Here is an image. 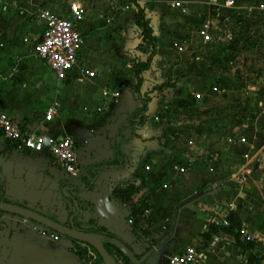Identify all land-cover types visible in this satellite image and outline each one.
I'll use <instances>...</instances> for the list:
<instances>
[{"label": "crops", "instance_id": "0c3cea01", "mask_svg": "<svg viewBox=\"0 0 264 264\" xmlns=\"http://www.w3.org/2000/svg\"><path fill=\"white\" fill-rule=\"evenodd\" d=\"M126 1L62 0L59 4L57 0H0V112L27 132L73 137L79 143L77 156L84 168L111 162L119 151L124 160L121 167L109 165L98 173L94 189L71 193L79 207L75 221H88L90 215L82 211V205L87 204L96 214L98 228L127 245L138 259L147 255L142 264H166L170 257L195 245L203 253L202 264H247L251 255L264 256V73L254 80H243L242 90L237 88V80L214 76L216 72L211 69L216 70L217 64L213 65L210 58L221 59L225 45L202 47L196 34L203 21L210 22L214 33L216 24L225 17L235 21L240 14L243 19V8L238 13V7L224 6L225 0H207V6L206 0H187L188 14L182 16L169 8L170 0L131 2L125 10ZM71 2L84 10L75 23L82 37L79 63L64 79L57 80L34 51L43 27L39 15L46 10L70 19ZM135 4L144 9L157 40L156 54L145 72L157 69L160 73L165 65L154 67L161 57L153 15L161 4L182 18L190 31L181 52L188 53L199 68L208 69L198 78H179L168 89L169 98L185 107L179 109V115L187 121L177 123L185 125L177 130L168 128L170 114L163 111L168 107L162 106L159 96L167 86L153 80L157 86L152 84L149 91L140 92L152 99L145 125L126 127L140 102L134 92V75V80H124L129 66L117 57L130 47L139 50ZM207 7L214 11L203 12ZM126 21L137 31L135 42H129ZM144 77L142 74V85L147 84ZM210 85L218 86V96L212 97ZM189 96L194 99L191 105ZM53 104L56 113L46 119ZM145 166L150 171H145ZM0 178L2 200L68 225L67 207H72L66 192L75 181L52 160L19 151L4 141L1 133ZM133 179L141 182L136 190L129 189ZM212 184L216 186L213 191L209 187ZM116 189L132 190L130 200L124 202L115 194ZM144 197L150 205L149 220L146 224L136 220L131 226L128 221L137 217L135 212ZM229 212L241 220L242 230L254 243L253 250L236 246L223 232L213 236L219 239L216 243L206 236L208 225L216 224L214 213L226 217ZM6 221L11 223V233L5 240ZM40 227L0 212V264H86L88 253L95 254L97 264H104L90 246L66 237L53 242L38 234ZM76 249L85 255L80 256ZM110 251L122 262L112 248Z\"/></svg>", "mask_w": 264, "mask_h": 264}, {"label": "built area", "instance_id": "2783aa9c", "mask_svg": "<svg viewBox=\"0 0 264 264\" xmlns=\"http://www.w3.org/2000/svg\"><path fill=\"white\" fill-rule=\"evenodd\" d=\"M145 0H127L124 2L123 9L129 8L131 2H142ZM234 0H225L224 6L231 8ZM170 9L177 10L182 16L188 14L187 0H170L168 4ZM250 11H256L264 16V0H257V4ZM68 14L70 19L52 14L46 10L40 12V19L43 22L40 42L35 46L34 51L36 56L42 60L49 70L54 74L57 80H62L66 75L75 68L79 63V51L82 45L81 34L75 27V23L79 21L84 14L83 8L77 2H71L69 5ZM264 21H261V24ZM211 25L208 21L197 28L196 34L202 47L218 45L224 48H231L233 41L232 30L237 28L234 21H230L228 17L219 20L216 24V30L210 29ZM235 27V28H234ZM211 30V31H210ZM221 44V45H220ZM221 49V48H220ZM89 76L93 74L87 72ZM215 90V89H213ZM117 96V94H116ZM198 99L199 96L195 95ZM56 113V106L53 104L46 112V119H50ZM0 133L4 141L15 144L21 152H29L31 154L42 155L59 167L66 176L71 180L76 181L85 175V168L80 164L77 156L79 143L73 137L65 136L62 138H53L44 134H36L23 131L22 127L16 123L11 117L4 112H0ZM233 143L232 139L228 140ZM239 142L243 143L244 139L240 138ZM145 171H150L148 166H145ZM183 170H180L182 173ZM129 189L136 190L141 186V182L137 179L131 180ZM213 191L216 186H209ZM128 189V187L126 186ZM214 221L222 227H229V222L225 216L219 217L214 213ZM150 217V208H143V213L140 217V223L146 224ZM138 220V216L134 220H129L128 224L134 226V222ZM243 238L251 240V237L241 231ZM38 234L53 242L59 241L63 236L59 233L41 226ZM213 242L219 241L218 237H213ZM85 260L86 264H97L96 256L93 253H88ZM203 253L197 246H187L181 253L170 257L166 264H202ZM117 264L122 262L117 261Z\"/></svg>", "mask_w": 264, "mask_h": 264}, {"label": "rangeland", "instance_id": "374dc122", "mask_svg": "<svg viewBox=\"0 0 264 264\" xmlns=\"http://www.w3.org/2000/svg\"><path fill=\"white\" fill-rule=\"evenodd\" d=\"M57 1L59 4H62V0ZM256 4L257 0L233 1L231 7H238V13L241 12V8H243V19L239 14L238 18L234 21L237 25V28L234 27L235 29L232 30L234 42H232L231 48H233V51H231L232 49L230 47H227L228 49L224 50L225 53L220 54L221 59L213 61L215 59L213 58L214 56L210 58L213 65L217 64L216 70H212L210 68L211 71L216 72V75L214 74V76L221 75L223 78H226L224 80H237V88L241 90L243 89V80H254L255 78L262 76L264 73V25H261V21H264V16H262L263 14H259L256 11H250V9H253ZM207 5L208 1L206 0L205 6ZM166 7L167 5L165 4L159 5L158 10L156 11L155 15H153L154 29L160 41L159 56L161 57L158 59V65L154 67L160 68V65H163V63L165 65L162 66L163 68L161 69L160 73L157 71V69L151 70L149 73H143L145 76L144 80L147 82V84L142 85L140 92L144 93L149 91L153 86L152 84H154L152 83V80L161 82L157 85L164 84L167 86L160 91L159 96L162 99V106L164 105V107H168L166 110L163 108V111H167V113L170 114L167 118V124L169 125L168 128L177 130V128H180V126H185L183 124L179 126L177 123L181 121H187L185 117L182 118L180 117L181 115H179V113H181L179 112V109H183L185 107L177 105V102L175 103V101L169 98L168 89L173 88L179 78H187L191 75H194L196 78H198L201 71L205 73L208 71V69L205 67L199 68L196 65L195 60L188 56V53L181 52V50L186 46V40L190 38V31L186 29L187 27L182 18L175 15V13L168 11ZM130 10L134 12V8H131ZM205 10H211L212 12L214 11L211 9V7L205 8L203 12H205ZM126 23L127 27L130 29L128 37L129 42H135L138 38L137 31L136 29H132L131 23L129 21H126ZM127 27L124 28L127 29ZM208 51L211 52L212 47L209 48ZM118 55L119 56L117 59L123 64L125 63L126 66H129L126 67L128 68V74L125 76L124 80H134L132 79L133 63L136 60H144L146 56L139 52L137 48L133 47H130L125 51H121ZM207 55L208 53L206 52L205 56ZM113 56L117 55L114 54ZM211 74L212 73H210V75ZM206 75L209 76L208 74ZM154 85L157 86L156 84ZM209 87H211L210 90L212 97L218 96V86L210 85ZM204 101L201 100L202 103H200L205 104ZM188 102L190 105L194 103L192 96H189ZM172 133L174 135L175 131ZM197 216L199 218L201 217V215ZM117 257L119 256L117 255Z\"/></svg>", "mask_w": 264, "mask_h": 264}, {"label": "trees", "instance_id": "16d2710c", "mask_svg": "<svg viewBox=\"0 0 264 264\" xmlns=\"http://www.w3.org/2000/svg\"><path fill=\"white\" fill-rule=\"evenodd\" d=\"M148 5L150 6V4ZM135 9H136L135 25L138 28L139 35L141 37V42L139 44V50L141 53H143L146 56V58L143 61L136 60V62L134 63V67H133V75L136 80L134 92L138 96L140 107L137 108L130 115L127 121L126 127L130 129L142 128L147 121V118L149 115V105L152 99L149 98L147 94L140 95V88L143 83L142 74L149 69L150 64L156 54V48H157V40L153 34L152 28L150 27V20L146 17L144 9L138 6V4H135ZM12 145H15V144H12ZM123 163H124V160L121 154L119 153L118 150H116L114 158L111 162L98 164L94 166H86L85 175L83 177H80L78 180H76V182H73L72 184L67 186L68 188H67L66 193L69 195L68 201L70 202L71 207H72L71 209L67 207V209L70 210L68 225L72 224L75 229H77L78 231L84 232V233L99 234V235L110 237V235L107 233L106 230H104L103 228H98L96 226V222H97L96 214L93 210L89 209L87 204L82 205V211L90 215L88 221L87 222H82L79 220L75 221L76 217L79 214V207L77 206L76 198L72 196L71 193H78L80 191H84L87 189H94L95 187L93 186V184L97 182L99 172L105 170L109 165H112L118 168V167H121ZM2 186H3V180L0 178V200L5 202L4 200H2V190H1ZM115 194L118 196H121L122 200L124 202H127L131 198L132 190L125 191L121 189H116ZM149 207L150 205H149L148 197H144L141 201L140 207L135 212V215L138 216V221L140 220V217L143 213V208H149ZM225 219L229 222V227H222L214 223L209 224L207 228L208 233L206 236L208 238L209 237L211 238L214 235H217L220 232H223L224 234L234 239V243L236 246H239L246 250H253L254 243L250 242L249 240H246L245 238L242 239V233H241L242 222L239 219V217L234 212H229L226 215ZM104 248L110 255H111L110 249L112 248L120 256L123 264H131L126 257H124L118 250L113 248L111 245H104ZM91 250L95 252L94 249L91 248ZM75 251L80 256L85 255V251H81L78 249H76ZM96 255L99 259H101L97 253ZM263 260H264V256L257 257L255 255H251L250 258L247 260V264H262Z\"/></svg>", "mask_w": 264, "mask_h": 264}, {"label": "water", "instance_id": "95a60500", "mask_svg": "<svg viewBox=\"0 0 264 264\" xmlns=\"http://www.w3.org/2000/svg\"><path fill=\"white\" fill-rule=\"evenodd\" d=\"M197 196L190 198L189 200L183 202L181 206L187 204L188 202L194 200ZM179 208V207H178ZM176 208V210L178 209ZM0 212L18 216L20 218L33 221L43 227L49 228L63 237L69 238L73 241L84 243L90 246L99 255L104 264H117L116 259L110 255L104 248V245H112L116 250H118L124 257L128 259L131 264H142L147 258L144 255L138 259L134 252L123 242L116 238L99 235V234H88L78 231L74 228L72 224L63 225L55 220L49 219L37 212L28 210L18 205L10 204L0 200ZM6 231L4 234V239H8L11 233V223L9 221L5 222Z\"/></svg>", "mask_w": 264, "mask_h": 264}]
</instances>
